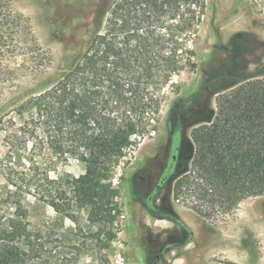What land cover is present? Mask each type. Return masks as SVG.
<instances>
[{
    "label": "trees",
    "instance_id": "1",
    "mask_svg": "<svg viewBox=\"0 0 264 264\" xmlns=\"http://www.w3.org/2000/svg\"><path fill=\"white\" fill-rule=\"evenodd\" d=\"M205 10L204 0H113L84 49L51 85L0 118L10 159L1 163L5 196L14 204L13 215L0 218V264L110 263L123 216L113 179L122 164H130L129 152L151 134L165 86L195 69L189 42ZM217 111L209 126L193 133L191 161L173 184V198L189 200L207 222L225 219L247 199L264 197V82L223 93ZM169 132L172 157L154 193L176 175L183 133L173 127ZM29 147L33 155L24 169ZM45 149L83 170L51 176L56 169L44 168L35 157ZM26 195L54 210L59 229L65 220L73 228L64 236L56 225L31 229ZM166 219L187 231L181 244L190 242L184 221L175 215Z\"/></svg>",
    "mask_w": 264,
    "mask_h": 264
},
{
    "label": "rangeland",
    "instance_id": "2",
    "mask_svg": "<svg viewBox=\"0 0 264 264\" xmlns=\"http://www.w3.org/2000/svg\"><path fill=\"white\" fill-rule=\"evenodd\" d=\"M112 1L0 0V118L51 85L84 49ZM204 1L205 14L189 42L195 69L172 77L165 86L151 134L129 152L130 164H122L113 179L123 216L109 264H264V197L247 199L225 219L208 222L189 207V200L173 198L174 180L187 170L195 149L192 135L215 120L218 99L245 83L264 82V0ZM172 127L183 133L176 175L154 193L172 157ZM1 137L0 218L5 220L13 215L14 204L5 196L1 163L10 159ZM32 155L27 148L21 160L24 169ZM35 157L44 168L56 169L53 177L69 169L83 170L79 164L56 159L48 149ZM25 204L31 229L59 227L60 219L50 206L31 195H26ZM167 215L184 221L192 233L191 244H181L187 231ZM63 224L65 231H58L64 236L73 224L69 220Z\"/></svg>",
    "mask_w": 264,
    "mask_h": 264
},
{
    "label": "crops",
    "instance_id": "3",
    "mask_svg": "<svg viewBox=\"0 0 264 264\" xmlns=\"http://www.w3.org/2000/svg\"><path fill=\"white\" fill-rule=\"evenodd\" d=\"M240 205H241V204H240ZM240 205H239V206H240ZM238 208H239V207H238ZM237 210H238V209H237ZM191 243H192V242H188L186 245H189V244H191Z\"/></svg>",
    "mask_w": 264,
    "mask_h": 264
}]
</instances>
